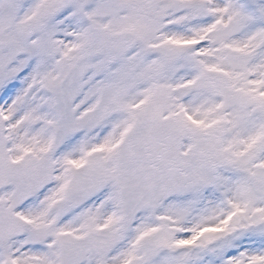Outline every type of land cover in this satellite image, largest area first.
Instances as JSON below:
<instances>
[{
	"label": "snow or ice",
	"instance_id": "snow-or-ice-1",
	"mask_svg": "<svg viewBox=\"0 0 264 264\" xmlns=\"http://www.w3.org/2000/svg\"><path fill=\"white\" fill-rule=\"evenodd\" d=\"M0 264H264V0H0Z\"/></svg>",
	"mask_w": 264,
	"mask_h": 264
}]
</instances>
